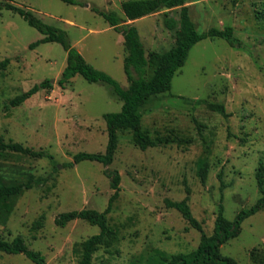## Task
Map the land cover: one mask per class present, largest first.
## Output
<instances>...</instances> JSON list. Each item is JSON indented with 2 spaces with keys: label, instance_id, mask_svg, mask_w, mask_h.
Segmentation results:
<instances>
[{
  "label": "rangeland",
  "instance_id": "1",
  "mask_svg": "<svg viewBox=\"0 0 264 264\" xmlns=\"http://www.w3.org/2000/svg\"><path fill=\"white\" fill-rule=\"evenodd\" d=\"M8 1L65 30L89 63L122 87L129 85L124 36L92 10L96 6L125 17L126 0ZM187 5L199 31L229 25L240 43L232 46L223 38L196 43L171 90L152 97L142 110L143 128L163 142L142 150L130 130H121L108 165L90 160L70 163L78 152L106 151L104 114L120 111L122 101L109 84L90 82L81 74L61 87L64 47L46 42L32 49L43 34L20 14L0 10V61L10 60L0 69V135L53 157L0 151L3 182H25L31 176L46 179L41 186L25 189L11 211L0 215L1 239L22 236L28 248L46 256L47 264H80L83 242L100 233V227L82 219L63 227L55 219L71 210L104 211L114 193L106 172L118 171L121 176L119 197L108 214L117 240L111 248L95 252L96 264H160L163 254L197 248L201 232L165 200L188 198L193 215L212 234L221 199L220 173L227 184L223 204L228 219L257 202L255 174L264 160V0H187ZM166 14L179 19L180 9L128 21L139 29L147 51H165L175 44L176 33L166 27ZM45 79L51 80V90L40 89L18 106L9 104ZM212 103L223 104L229 115L214 110ZM203 161L209 164L205 182L199 175ZM221 250L239 264H264V208L248 217L239 236ZM0 264L35 263L24 254L0 251Z\"/></svg>",
  "mask_w": 264,
  "mask_h": 264
},
{
  "label": "trees",
  "instance_id": "2",
  "mask_svg": "<svg viewBox=\"0 0 264 264\" xmlns=\"http://www.w3.org/2000/svg\"><path fill=\"white\" fill-rule=\"evenodd\" d=\"M62 1L69 4H83L79 0ZM4 8L20 14L28 24L43 34L41 39L30 45L32 49L46 42H58L64 47L67 52V60L58 80V84L61 87L65 88L75 75L81 74L90 82L109 84L115 95L122 101L120 111L104 114L109 135L106 151L104 153L78 152L74 155L71 165L83 160L98 161L104 165L111 164L118 148L119 131L121 130H130L134 143L142 150L162 143V140H155L143 128L142 110L144 106L152 97L166 94L171 90L174 76L185 65L190 50L199 41L206 38H223L232 46L240 43L234 28L229 25L223 29L211 27L206 31H199L191 17L187 0H126L122 3L125 17H121L115 11H106L93 6V11L104 17L112 27L124 36L126 50L124 71L129 85L122 87L111 75L89 63L82 53L72 45L65 30L44 22L30 9L16 5L8 0H0V10ZM175 8L180 9L179 19L168 17V14H166L165 18L166 27L175 30V44L165 51H147L139 29L128 21H134L158 11ZM9 62V58L0 61V69H4ZM52 88L51 80L45 79L27 91L15 96L9 104L18 106L40 89L51 90ZM210 106L214 110L220 111L224 116L229 115L223 104L212 103ZM0 151L22 153L34 158H53L46 150L26 147L22 143L13 140L6 141L2 135H0ZM208 171V162H201L199 175L203 182L207 179ZM106 174L111 177V187L114 189V193L110 197L104 211L90 208L71 210L60 213L55 219L56 224L63 227L76 219H82L100 227V233L90 236L83 242L80 264H96L93 259L95 252L101 247L111 248L117 240V233L109 223L108 214L112 210L114 201L119 197L121 176L118 171L106 172ZM255 175L260 198L250 208L242 209L234 220H230L224 214L225 208L223 204V191L227 184L224 182L222 174H219L221 199L212 234H207L204 231L202 222L193 215L188 198L180 201L167 198L165 200L167 207L178 210L193 228L201 232V239L197 248L189 253H178L170 256L163 254L162 258L164 261L160 260V264H239L234 257L223 254L221 247L230 239L239 236L242 230V223L248 217L264 208V160L259 163ZM45 182V178L33 176L25 182L11 181L10 183H5L0 180V215L3 212L11 211L15 200L25 189L41 186ZM0 251L9 254L21 253L35 264H47L46 256L41 251L28 248L24 238L20 235L12 241L0 238Z\"/></svg>",
  "mask_w": 264,
  "mask_h": 264
},
{
  "label": "water",
  "instance_id": "3",
  "mask_svg": "<svg viewBox=\"0 0 264 264\" xmlns=\"http://www.w3.org/2000/svg\"><path fill=\"white\" fill-rule=\"evenodd\" d=\"M55 80H53V82H54Z\"/></svg>",
  "mask_w": 264,
  "mask_h": 264
}]
</instances>
